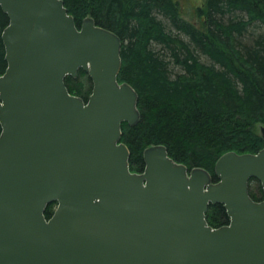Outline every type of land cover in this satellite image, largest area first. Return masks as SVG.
<instances>
[{
	"label": "water",
	"instance_id": "water-1",
	"mask_svg": "<svg viewBox=\"0 0 264 264\" xmlns=\"http://www.w3.org/2000/svg\"><path fill=\"white\" fill-rule=\"evenodd\" d=\"M7 67L0 76V264H264V146L223 154L205 170L164 146L129 169L122 125L138 95L118 81L121 40L62 0H0ZM87 74V100L65 78ZM264 138V128L261 130ZM56 207L45 217L48 205ZM220 204L228 225L212 228Z\"/></svg>",
	"mask_w": 264,
	"mask_h": 264
},
{
	"label": "trees",
	"instance_id": "trees-1",
	"mask_svg": "<svg viewBox=\"0 0 264 264\" xmlns=\"http://www.w3.org/2000/svg\"><path fill=\"white\" fill-rule=\"evenodd\" d=\"M62 2L77 26L91 18L121 40L118 81L138 95L139 120L134 126L124 123L121 136L132 173L144 171L145 149L164 146L176 163L217 180L214 166L223 154L263 148L258 128L264 127V0H204L188 8L181 0ZM7 25L0 8V76L7 67L1 39ZM82 76L89 84L78 81ZM64 82L84 101L91 94L82 70ZM249 194L264 200L260 185ZM55 207L47 206L46 218ZM206 221L219 228L229 218L216 204Z\"/></svg>",
	"mask_w": 264,
	"mask_h": 264
},
{
	"label": "rangeland",
	"instance_id": "rangeland-1",
	"mask_svg": "<svg viewBox=\"0 0 264 264\" xmlns=\"http://www.w3.org/2000/svg\"><path fill=\"white\" fill-rule=\"evenodd\" d=\"M203 1H204V0H181V3H182V5H183V7L188 8V6L198 5V4L202 3ZM78 81L81 82V83L89 84V82H88L86 76H82V77H80V78L78 79ZM82 100H83V99H82ZM262 128H264V127H259V128H258V131H259L260 134H261V130H262ZM258 187H259V183L256 182V181H254V182H252V184H250L249 189H250L251 192H255V193H257ZM54 209H55V208H54Z\"/></svg>",
	"mask_w": 264,
	"mask_h": 264
}]
</instances>
